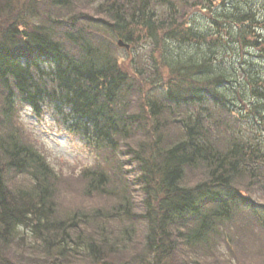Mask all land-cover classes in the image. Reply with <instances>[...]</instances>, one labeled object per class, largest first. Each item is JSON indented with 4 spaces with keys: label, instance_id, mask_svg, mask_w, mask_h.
Masks as SVG:
<instances>
[{
    "label": "trees",
    "instance_id": "obj_1",
    "mask_svg": "<svg viewBox=\"0 0 264 264\" xmlns=\"http://www.w3.org/2000/svg\"><path fill=\"white\" fill-rule=\"evenodd\" d=\"M258 1L48 0L55 16L33 23L16 0L0 7V264H207L243 212L264 234ZM198 12L209 28L193 25ZM21 108L52 111L99 154L82 195L112 204L61 210Z\"/></svg>",
    "mask_w": 264,
    "mask_h": 264
},
{
    "label": "rangeland",
    "instance_id": "obj_2",
    "mask_svg": "<svg viewBox=\"0 0 264 264\" xmlns=\"http://www.w3.org/2000/svg\"><path fill=\"white\" fill-rule=\"evenodd\" d=\"M10 0H0V7H3ZM15 2V0H13ZM28 1V0H27ZM42 7L36 9V12L33 11V7H25L20 0H16L15 4L18 6L17 16H21L22 20L25 22H37L42 15V20L45 18V15L55 16V9L49 8L46 6L48 0H41ZM85 1V0H81ZM111 1H124V0H111ZM179 0H173V2H178ZM227 1V0H226ZM13 2V3H14ZM46 2V3H45ZM12 3V2H11ZM179 3V2H178ZM22 4V5H21ZM95 4V3H94ZM96 5L93 7L96 9ZM257 9L255 10L264 18V0H259L257 3ZM229 6V3H228ZM26 9L32 13L26 16ZM157 9L159 7L157 6ZM165 8L162 7L160 12H164ZM20 14V15H19ZM65 15V19L68 20V14L66 11H60L56 16ZM32 16L34 18H32ZM4 20H0V27L5 28L11 22V18L4 15ZM29 19V20H28ZM31 20V21H30ZM194 21H196L194 23ZM200 22L202 28H209V22L206 19V13L198 12L194 16L192 21L193 25H197V22ZM84 21H80V26H82ZM6 25V26H5ZM25 26V25H21ZM20 30H26L25 28H20ZM117 45V41L114 42ZM128 55L123 53L122 50L117 52L118 59L122 64L127 63V58H131L133 52H127ZM134 84L139 85V80L134 78ZM147 87H144L146 90ZM131 114H139L137 108L131 109ZM18 125L23 127V130L27 132V136L30 139V142L34 144L38 152H40L48 161L49 165L56 172L58 177V202L61 210L69 211V209L76 208H95L104 204H112V201H105L103 198H89L82 195L84 181L81 179L80 174L84 168L94 167L98 163L99 154L93 149L89 148L86 145L84 139L78 134H74L65 127L62 122L54 116L52 111L46 110L42 116L36 117L30 109L21 108L18 112L16 119ZM132 161V160H131ZM126 170H138L137 165L126 166ZM131 178V175L128 176ZM140 198V197H139ZM246 215L243 212L240 217L237 218L236 228L239 233H236L237 230H234V226H229L232 232L231 237L233 240L229 244H223L219 251L214 255L209 256L203 255L202 258L207 259V264H264V234H258L253 230V233L249 234L247 230L243 227V222L241 218Z\"/></svg>",
    "mask_w": 264,
    "mask_h": 264
},
{
    "label": "water",
    "instance_id": "obj_3",
    "mask_svg": "<svg viewBox=\"0 0 264 264\" xmlns=\"http://www.w3.org/2000/svg\"><path fill=\"white\" fill-rule=\"evenodd\" d=\"M119 46L125 47L127 50H129V45H125L122 41H119Z\"/></svg>",
    "mask_w": 264,
    "mask_h": 264
}]
</instances>
